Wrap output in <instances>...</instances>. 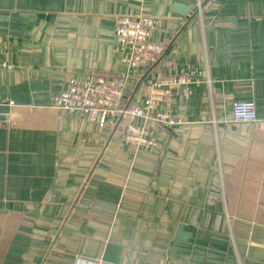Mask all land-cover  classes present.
Masks as SVG:
<instances>
[{"label": "crops", "instance_id": "obj_1", "mask_svg": "<svg viewBox=\"0 0 264 264\" xmlns=\"http://www.w3.org/2000/svg\"><path fill=\"white\" fill-rule=\"evenodd\" d=\"M125 15L157 20L148 68ZM175 76L177 125L120 113ZM235 102L264 115V0H0V264H264V131Z\"/></svg>", "mask_w": 264, "mask_h": 264}, {"label": "built area", "instance_id": "obj_2", "mask_svg": "<svg viewBox=\"0 0 264 264\" xmlns=\"http://www.w3.org/2000/svg\"><path fill=\"white\" fill-rule=\"evenodd\" d=\"M157 27V20L148 15L116 16L114 19V34L116 51L121 55L123 63L132 70L148 68L163 55V45L152 40V33ZM99 83H103L104 73H92ZM183 77L155 78L148 81L145 97L141 105H129L120 109V113L129 118H141L149 123H157L166 126H175L179 123L168 109L165 103L170 102L173 89L184 85ZM92 89H86L83 95L76 96L78 109L88 112L91 118H95L99 127H103L110 116L114 115V109L97 108L88 97ZM232 120L237 123L258 121L259 127L264 131V115L257 118L255 104L253 102H235L231 107Z\"/></svg>", "mask_w": 264, "mask_h": 264}, {"label": "water", "instance_id": "obj_3", "mask_svg": "<svg viewBox=\"0 0 264 264\" xmlns=\"http://www.w3.org/2000/svg\"><path fill=\"white\" fill-rule=\"evenodd\" d=\"M203 5H204V4H203ZM203 5H201V6L203 7ZM201 6H200V8H201ZM177 234H178V235H180V234H181V232H179V231H178V233H177Z\"/></svg>", "mask_w": 264, "mask_h": 264}]
</instances>
